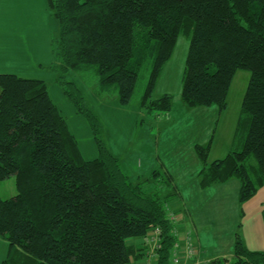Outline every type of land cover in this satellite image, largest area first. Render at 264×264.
Segmentation results:
<instances>
[{"label": "trees", "instance_id": "16d2710c", "mask_svg": "<svg viewBox=\"0 0 264 264\" xmlns=\"http://www.w3.org/2000/svg\"><path fill=\"white\" fill-rule=\"evenodd\" d=\"M48 3L59 22L53 68L62 70L58 82L88 120L98 155L83 156L44 79L0 73V182L14 175L17 188L9 198L0 195V236L9 243L2 264H173L180 241L166 200L178 194L172 175L161 181L173 189L166 196L132 181L104 139L98 112L65 72L95 73L98 92L115 91L126 105L149 67L140 110L170 113L173 95L155 97L154 90L181 33L192 34L181 93L187 106L216 105L222 112L236 72L249 70L237 147L209 162L211 141L194 146L203 163L199 184L239 178L242 207L264 186V0ZM157 228L160 246L154 249L150 234ZM189 236L198 249L190 264H264V250L251 249L240 232L233 258L205 262V250Z\"/></svg>", "mask_w": 264, "mask_h": 264}, {"label": "rangeland", "instance_id": "374dc122", "mask_svg": "<svg viewBox=\"0 0 264 264\" xmlns=\"http://www.w3.org/2000/svg\"><path fill=\"white\" fill-rule=\"evenodd\" d=\"M19 1L17 10H5L0 6V53L17 51L18 57L22 58V65H5L13 60L0 58V73L44 79L52 99L76 135L83 156L93 159L98 155V148L89 122L76 111L58 82L62 70L53 68L56 63L53 62L56 57L53 41L59 34V22L54 10L48 0ZM191 36V33L179 35L172 56L165 62L157 79L155 97L164 93L173 95L174 109L170 113H144L140 110L138 102L146 87L149 67L142 71L134 100L126 105L120 103L115 91L105 94L98 92L95 73L83 75L71 69L65 72V77L82 88L88 101L98 112L104 124V139L120 158L122 167L132 181H145L143 188L147 193L166 196L173 189L169 190L165 185L167 183L161 181H167L165 179L168 173L172 175L178 194L166 197L169 203L167 208L169 212H174L175 215H172L175 218L191 209L193 216L187 214L181 226L184 227L185 224L186 230L192 231L194 224H198L203 245L211 249L205 260L212 257L233 258L236 232L241 233L240 220L235 218V208L232 207L238 203L236 200L240 195V180L231 178L233 181L228 183L227 190L223 184L218 185L228 195L226 206H223V201H215L216 204L209 205L211 200L206 199L209 196L214 198L219 192L215 186L210 190L199 184L198 173L203 163L194 146L196 143L207 144L211 141L209 162L224 158L232 147H237L239 137L236 138V130L251 72L247 69L236 72L228 95V106L222 112L216 105L187 106L182 101L181 93ZM155 170H159L161 174L155 175ZM16 193L14 175L0 182L2 198H9ZM262 199L264 200V191ZM253 225L258 226L255 219L250 222V226ZM246 235L245 241L251 247L254 231L247 232ZM256 247L253 249H262L258 245ZM182 252H185L184 248ZM202 260L204 261L203 257ZM145 264L151 262L147 261Z\"/></svg>", "mask_w": 264, "mask_h": 264}, {"label": "crops", "instance_id": "0c3cea01", "mask_svg": "<svg viewBox=\"0 0 264 264\" xmlns=\"http://www.w3.org/2000/svg\"><path fill=\"white\" fill-rule=\"evenodd\" d=\"M11 4H13V5H11ZM19 5H20L19 0H0V6L3 7L5 10H17V8H19ZM16 52L14 53L12 51H9L7 54L0 53V58L3 59L4 57H7V58H10L13 60V62H7L5 65H11V66L17 65L18 67H20L22 65V58L18 57L19 55L16 54ZM23 54H24V50L22 52V57H23ZM53 56H54V54H53ZM24 58H25V56L23 57V59ZM24 61H25V59L23 60V62ZM53 62H56V57H55V61H53ZM165 124H167V122H165ZM231 181H233V180H229L228 182L214 184L210 187H207L210 190H213V187L215 186V189L219 192L214 198L209 196L206 199V200H211L209 202V205L216 204L215 201H223V206H226V203L229 201L228 195H225V193L221 190V187L218 185L223 184L225 189L227 190L228 183H232ZM216 187H218V188H216ZM263 187L259 189V191L257 192V194L254 197H252L251 199L246 201L242 205V207H241V204L239 202V197L236 200V202H238V203L236 205L232 206L233 209L235 208V211H234L235 218H238V220H240L239 224L241 223V234L244 237V239L246 238V241H247V235H246L247 232L250 233V232L254 231V242H252V246L251 247L249 246V247L251 249L257 248L256 247L257 245L262 247V249H254V250H264L263 249L264 248V223H262V222H264V200L262 199V195H263V191H264ZM206 200H204V203H203L204 205H205ZM241 208H243V210H244L243 216H241ZM225 210H227V209H225ZM192 211H193V208H192ZM170 214L172 215V214H174V212L170 211ZM187 214H189V216H193L191 213V209H189L188 212L186 211L185 213L180 214L175 219V222L178 225L177 226V235H178V238L180 241L179 242L180 251L182 252L184 246L186 245V243H185L186 238L189 236L190 233L191 234L193 233V236L195 235L194 241L195 242L198 241V243L200 244V247L205 250V253L200 255L201 259H202V257L204 258V261L203 260L202 261L205 262L207 260V259L205 260V258L208 256L211 249L207 248L203 245L202 240H201L200 235H199L198 224L197 225L194 224V229L192 231L186 230L187 226L184 223H183L184 227L181 226V223L186 220ZM254 219L258 223V226H256V225L250 226V222H253ZM195 220L197 221V219H195ZM197 223H198V221H197ZM153 233L154 232L151 233L152 235L150 234L151 235L150 237H152V238L155 236ZM142 241H143V239H137V242H142ZM149 243L151 246L154 242L151 240ZM8 249H9L8 241L0 236V264H2V261L7 256Z\"/></svg>", "mask_w": 264, "mask_h": 264}, {"label": "built area", "instance_id": "2783aa9c", "mask_svg": "<svg viewBox=\"0 0 264 264\" xmlns=\"http://www.w3.org/2000/svg\"><path fill=\"white\" fill-rule=\"evenodd\" d=\"M172 216V215H171ZM174 219H176L175 217H173ZM160 230L157 228L154 231V237L152 238V241L154 242V249L155 247L160 246ZM152 235V234H151ZM150 235V236H151ZM149 240V239H148ZM186 245L184 246L185 252H181L180 251V246H177V248L174 250L173 256H172V261L173 264H190L189 260L194 256L198 254V249L193 246V241L191 240V237L188 236L186 238Z\"/></svg>", "mask_w": 264, "mask_h": 264}]
</instances>
